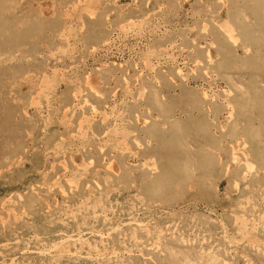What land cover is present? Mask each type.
<instances>
[{"label": "rangeland", "instance_id": "obj_1", "mask_svg": "<svg viewBox=\"0 0 264 264\" xmlns=\"http://www.w3.org/2000/svg\"><path fill=\"white\" fill-rule=\"evenodd\" d=\"M0 264H264V0H0Z\"/></svg>", "mask_w": 264, "mask_h": 264}, {"label": "bare ground", "instance_id": "obj_2", "mask_svg": "<svg viewBox=\"0 0 264 264\" xmlns=\"http://www.w3.org/2000/svg\"><path fill=\"white\" fill-rule=\"evenodd\" d=\"M77 238H79V237H77ZM81 239V238H80Z\"/></svg>", "mask_w": 264, "mask_h": 264}]
</instances>
